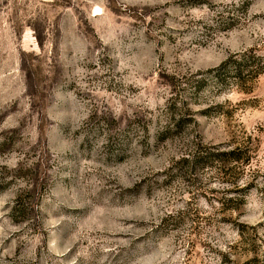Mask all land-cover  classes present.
Returning a JSON list of instances; mask_svg holds the SVG:
<instances>
[{
    "label": "rangeland",
    "instance_id": "1",
    "mask_svg": "<svg viewBox=\"0 0 264 264\" xmlns=\"http://www.w3.org/2000/svg\"><path fill=\"white\" fill-rule=\"evenodd\" d=\"M0 264H264V0H0Z\"/></svg>",
    "mask_w": 264,
    "mask_h": 264
},
{
    "label": "trees",
    "instance_id": "2",
    "mask_svg": "<svg viewBox=\"0 0 264 264\" xmlns=\"http://www.w3.org/2000/svg\"><path fill=\"white\" fill-rule=\"evenodd\" d=\"M225 154V153H224ZM230 155V158L232 161H235V162H238L239 158L237 157L238 156V149H235L233 151H230L228 153ZM216 158H218V160L221 162L220 164V173H222L224 170H225V166L222 165L223 161L222 160H225L223 157H221V155H217ZM207 160H208V155H200V156H197L196 158H192V159H185L183 161L185 162H189V163H192L193 165V168H197V166L199 167H204L207 165ZM224 164V163H223ZM232 201V200H230Z\"/></svg>",
    "mask_w": 264,
    "mask_h": 264
}]
</instances>
